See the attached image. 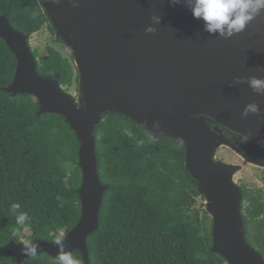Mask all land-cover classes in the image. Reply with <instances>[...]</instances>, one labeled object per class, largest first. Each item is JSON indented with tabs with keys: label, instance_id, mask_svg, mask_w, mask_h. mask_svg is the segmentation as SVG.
I'll list each match as a JSON object with an SVG mask.
<instances>
[{
	"label": "water",
	"instance_id": "95a60500",
	"mask_svg": "<svg viewBox=\"0 0 264 264\" xmlns=\"http://www.w3.org/2000/svg\"><path fill=\"white\" fill-rule=\"evenodd\" d=\"M74 58L79 103L57 78L40 74L30 38L0 16V38L17 60L4 91L33 96L39 115L57 114L75 132L83 182L81 219L58 241L0 247L21 264L39 254L79 253L100 229L105 193L95 133L117 115L154 137L178 140L188 172L213 218V252L229 264H264L247 241L239 167L217 158L223 144H246L264 166V0H39ZM228 134L236 136L233 141Z\"/></svg>",
	"mask_w": 264,
	"mask_h": 264
},
{
	"label": "trees",
	"instance_id": "16d2710c",
	"mask_svg": "<svg viewBox=\"0 0 264 264\" xmlns=\"http://www.w3.org/2000/svg\"><path fill=\"white\" fill-rule=\"evenodd\" d=\"M3 15L29 38L47 27L63 44L39 0H0ZM33 54L41 75L57 78L65 90L79 87L71 54L51 46ZM16 69L15 55L0 38V247L23 238L58 241L82 213L78 138L63 117L39 115L33 96L4 91ZM95 137L100 179L112 189L104 196L100 229L88 238L89 264H229L213 252V218L198 208L204 197L178 140L154 137L117 115L105 117ZM240 188L247 241L264 258V190ZM0 264L19 263L0 258ZM21 264L84 262L75 252L57 259L39 254Z\"/></svg>",
	"mask_w": 264,
	"mask_h": 264
},
{
	"label": "rangeland",
	"instance_id": "374dc122",
	"mask_svg": "<svg viewBox=\"0 0 264 264\" xmlns=\"http://www.w3.org/2000/svg\"><path fill=\"white\" fill-rule=\"evenodd\" d=\"M30 44L32 50H38L42 54L48 46L57 49L64 57H69L70 54L65 44L58 43L53 39L51 32L47 27H44L43 30L39 33L34 34L30 38ZM66 90L72 97H74L77 103L80 102L82 94L79 87L74 85L72 88H66ZM35 111L36 107H34L30 111V114L33 115ZM217 158L219 161L239 167V170L234 176V180L238 184V186L247 185L252 189L264 190V166H262L255 160H252L251 157L244 155V153H242V151L238 149L237 145L223 144L218 149ZM198 208L202 211H206L205 198L199 199ZM25 235L27 237H30L31 233L29 231H26ZM64 235V231H61L59 233L60 237H64ZM21 242L27 243V240L23 238Z\"/></svg>",
	"mask_w": 264,
	"mask_h": 264
},
{
	"label": "flooded vegetation",
	"instance_id": "af4514ba",
	"mask_svg": "<svg viewBox=\"0 0 264 264\" xmlns=\"http://www.w3.org/2000/svg\"><path fill=\"white\" fill-rule=\"evenodd\" d=\"M237 147H238L239 150L242 151V153H244V155L251 157L250 154H249L248 149L246 148V144H244L242 142H239Z\"/></svg>",
	"mask_w": 264,
	"mask_h": 264
}]
</instances>
